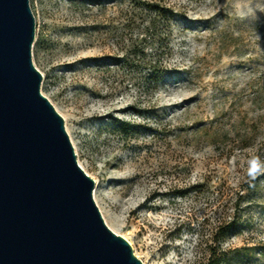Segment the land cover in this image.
Masks as SVG:
<instances>
[{
	"label": "rangeland",
	"instance_id": "374dc122",
	"mask_svg": "<svg viewBox=\"0 0 264 264\" xmlns=\"http://www.w3.org/2000/svg\"><path fill=\"white\" fill-rule=\"evenodd\" d=\"M147 1L176 14L158 58L172 75L158 87L113 61L137 34L128 1L30 0L41 91L95 179L106 224L143 264H202L210 249L227 264H264V0ZM113 117L136 126L132 138Z\"/></svg>",
	"mask_w": 264,
	"mask_h": 264
},
{
	"label": "water",
	"instance_id": "95a60500",
	"mask_svg": "<svg viewBox=\"0 0 264 264\" xmlns=\"http://www.w3.org/2000/svg\"><path fill=\"white\" fill-rule=\"evenodd\" d=\"M30 0H0V264H143L105 222L95 179L41 91Z\"/></svg>",
	"mask_w": 264,
	"mask_h": 264
},
{
	"label": "trees",
	"instance_id": "16d2710c",
	"mask_svg": "<svg viewBox=\"0 0 264 264\" xmlns=\"http://www.w3.org/2000/svg\"><path fill=\"white\" fill-rule=\"evenodd\" d=\"M128 1L130 9L129 16L126 18V26H130L137 32L136 37L131 39L128 47L122 57L113 58L116 65L123 64L130 70L141 66L146 74L147 86L158 87L161 81L171 77V71L164 67L159 61L160 50L163 49L168 40L172 24L176 20V14L169 8L161 6L155 2L147 0H123ZM101 0H90V4H99ZM111 125L117 129L123 137L132 138L134 135L135 125L129 121L112 118ZM255 129L254 123L249 126L243 133V140L251 142L254 139L253 131ZM251 143L246 146L250 147ZM257 181V180H256ZM257 184L253 183L244 188V192L250 194L255 192ZM247 195L242 193L237 200H243ZM240 209V201L235 207V211L231 219L221 227L222 234L230 236L234 232L237 235L240 228V216L238 215ZM231 260L229 254L216 249H210L209 256L202 264H227Z\"/></svg>",
	"mask_w": 264,
	"mask_h": 264
},
{
	"label": "clouds",
	"instance_id": "9594fccd",
	"mask_svg": "<svg viewBox=\"0 0 264 264\" xmlns=\"http://www.w3.org/2000/svg\"><path fill=\"white\" fill-rule=\"evenodd\" d=\"M255 163H256V161L254 160V161H253V164H255Z\"/></svg>",
	"mask_w": 264,
	"mask_h": 264
}]
</instances>
